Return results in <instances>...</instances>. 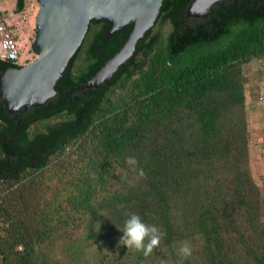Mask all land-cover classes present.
I'll return each instance as SVG.
<instances>
[{
	"label": "trees",
	"instance_id": "16d2710c",
	"mask_svg": "<svg viewBox=\"0 0 264 264\" xmlns=\"http://www.w3.org/2000/svg\"><path fill=\"white\" fill-rule=\"evenodd\" d=\"M175 7L163 12L133 77L123 87L124 73L107 91L86 132L47 165L0 185V264H264V192L250 166L246 112L251 66L264 59V22L234 27L191 63L172 65ZM104 25L89 23L72 82L96 62L90 47ZM124 32L105 50L120 46ZM76 120L63 109L28 123L24 134L31 141ZM6 126L0 119V131ZM6 156L0 146V160ZM132 213L163 233L147 258L118 246ZM185 243L192 255L182 259Z\"/></svg>",
	"mask_w": 264,
	"mask_h": 264
},
{
	"label": "water",
	"instance_id": "95a60500",
	"mask_svg": "<svg viewBox=\"0 0 264 264\" xmlns=\"http://www.w3.org/2000/svg\"><path fill=\"white\" fill-rule=\"evenodd\" d=\"M1 1V0H0ZM32 43L37 56L20 66L0 60V185L17 182L26 168L47 165L73 139L90 127L92 115L104 105L107 91L125 73L126 87L136 61L163 12L175 7L169 49L172 65L191 63L234 27L264 22V0H37ZM24 0L8 15L23 11ZM93 20L105 25L90 54L96 58L77 82L69 80L72 61ZM125 31L120 46L105 50L106 40ZM74 114L45 128L29 141L28 123L60 110Z\"/></svg>",
	"mask_w": 264,
	"mask_h": 264
},
{
	"label": "crops",
	"instance_id": "0c3cea01",
	"mask_svg": "<svg viewBox=\"0 0 264 264\" xmlns=\"http://www.w3.org/2000/svg\"><path fill=\"white\" fill-rule=\"evenodd\" d=\"M15 9L14 5L9 13ZM9 13L4 16H16L19 12L12 15H8ZM12 27L13 33L21 40L26 32L17 28V25ZM29 34L31 35V30ZM260 65L262 66H258L257 70H254L256 77L250 79L247 85L246 112L250 130L249 161L251 170L256 183L262 187L264 192V63H260ZM253 69L251 68V70ZM260 95L263 98H260Z\"/></svg>",
	"mask_w": 264,
	"mask_h": 264
},
{
	"label": "clouds",
	"instance_id": "9594fccd",
	"mask_svg": "<svg viewBox=\"0 0 264 264\" xmlns=\"http://www.w3.org/2000/svg\"><path fill=\"white\" fill-rule=\"evenodd\" d=\"M126 163L132 171L135 172L137 170L138 161L135 157H128ZM139 175H145L143 169L139 170ZM121 231L123 236L118 246L127 245L129 250L142 252L146 258L152 255L154 250L159 247L163 235L156 226L146 224L135 213L129 214ZM178 254L182 259H186L192 255V248L185 243L179 248Z\"/></svg>",
	"mask_w": 264,
	"mask_h": 264
},
{
	"label": "rangeland",
	"instance_id": "374dc122",
	"mask_svg": "<svg viewBox=\"0 0 264 264\" xmlns=\"http://www.w3.org/2000/svg\"><path fill=\"white\" fill-rule=\"evenodd\" d=\"M15 5V0H1L0 1V14L2 16L6 15L9 13L12 8ZM38 11V2L37 0H24V8L23 11H20L16 16L12 17H5L4 16V21L8 28L12 31V34L14 38L16 39V42L19 47L20 51V61L21 63H26L30 60H33L36 56L37 53L33 50L32 48V43L35 37L34 33V23H35V17ZM21 28L23 31L26 32L24 34L23 38L19 40L16 35L13 33V27ZM31 30V35L29 34ZM260 63H264V59L261 61H254L252 64V72L249 74V80L253 79L256 77V71ZM251 166V164H250ZM2 193V192H1ZM4 225L3 222L0 223V226ZM61 241L57 242V252L63 256V253L61 252ZM59 256V255H58Z\"/></svg>",
	"mask_w": 264,
	"mask_h": 264
},
{
	"label": "built area",
	"instance_id": "2783aa9c",
	"mask_svg": "<svg viewBox=\"0 0 264 264\" xmlns=\"http://www.w3.org/2000/svg\"><path fill=\"white\" fill-rule=\"evenodd\" d=\"M0 59L10 61L17 65H22L20 61V51L12 31L4 21V16L0 14ZM260 98H263L260 95Z\"/></svg>",
	"mask_w": 264,
	"mask_h": 264
},
{
	"label": "flooded vegetation",
	"instance_id": "af4514ba",
	"mask_svg": "<svg viewBox=\"0 0 264 264\" xmlns=\"http://www.w3.org/2000/svg\"><path fill=\"white\" fill-rule=\"evenodd\" d=\"M15 8H16V6H15Z\"/></svg>",
	"mask_w": 264,
	"mask_h": 264
}]
</instances>
